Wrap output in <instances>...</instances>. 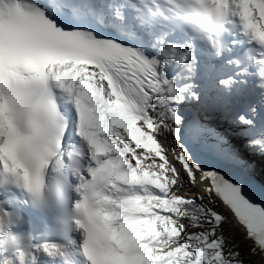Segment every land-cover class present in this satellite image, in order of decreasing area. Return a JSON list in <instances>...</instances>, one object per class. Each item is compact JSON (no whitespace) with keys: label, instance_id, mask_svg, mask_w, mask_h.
I'll list each match as a JSON object with an SVG mask.
<instances>
[{"label":"snow or ice","instance_id":"1","mask_svg":"<svg viewBox=\"0 0 264 264\" xmlns=\"http://www.w3.org/2000/svg\"><path fill=\"white\" fill-rule=\"evenodd\" d=\"M254 160L264 0H0V264H245Z\"/></svg>","mask_w":264,"mask_h":264},{"label":"rangeland","instance_id":"2","mask_svg":"<svg viewBox=\"0 0 264 264\" xmlns=\"http://www.w3.org/2000/svg\"><path fill=\"white\" fill-rule=\"evenodd\" d=\"M247 170L252 172L256 177L264 182V161L254 160L251 162V167H245ZM212 199L216 201L218 206L217 210L221 211L226 218V223L221 226L222 234L227 237L229 248L237 250L239 248L246 252V259L251 264H264V257L260 256L259 253H252L250 249L253 246L244 230L237 224L234 215L229 209H227L216 197L212 196Z\"/></svg>","mask_w":264,"mask_h":264},{"label":"water","instance_id":"3","mask_svg":"<svg viewBox=\"0 0 264 264\" xmlns=\"http://www.w3.org/2000/svg\"><path fill=\"white\" fill-rule=\"evenodd\" d=\"M216 168H219L221 174H224L226 178L231 179L233 182H242L245 185V190L248 197L253 202L264 204V182L258 177H255L252 172H249V170H247L245 167L242 168L240 166H234L230 164H218ZM216 198L223 204V202L218 197ZM224 206L229 209L226 205ZM229 210L231 211V209ZM231 213L234 215L232 211ZM242 228L246 233V229L243 226ZM262 254L264 255V253Z\"/></svg>","mask_w":264,"mask_h":264},{"label":"trees","instance_id":"4","mask_svg":"<svg viewBox=\"0 0 264 264\" xmlns=\"http://www.w3.org/2000/svg\"><path fill=\"white\" fill-rule=\"evenodd\" d=\"M224 237H225V236H224ZM225 238L227 239V237H225ZM227 240H228V239H227ZM235 251H239V252L241 253L242 258H243L245 264H251V263L246 259V252H245L243 249L239 248V249H237V250H235Z\"/></svg>","mask_w":264,"mask_h":264},{"label":"bare ground","instance_id":"5","mask_svg":"<svg viewBox=\"0 0 264 264\" xmlns=\"http://www.w3.org/2000/svg\"><path fill=\"white\" fill-rule=\"evenodd\" d=\"M204 163L206 164V165H210V164H213V161H211V160H205L204 161ZM218 166V164L215 166V167H217ZM242 168H244V167H242ZM250 172V171H249ZM254 175V174H253ZM255 176V175H254ZM256 177V176H255ZM235 217V216H234ZM235 219H236V221H237V224L242 228V226L239 224V222H238V220H237V218L235 217ZM243 229V228H242ZM244 230V229H243ZM245 232V231H244ZM251 241V240H250ZM259 255L260 256H263L264 257V255L262 254V253H259Z\"/></svg>","mask_w":264,"mask_h":264}]
</instances>
